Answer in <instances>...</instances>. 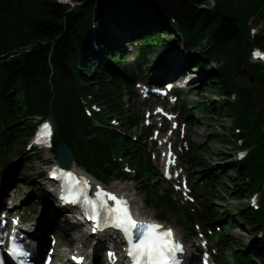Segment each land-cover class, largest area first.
I'll list each match as a JSON object with an SVG mask.
<instances>
[{
  "label": "trees",
  "instance_id": "16d2710c",
  "mask_svg": "<svg viewBox=\"0 0 264 264\" xmlns=\"http://www.w3.org/2000/svg\"><path fill=\"white\" fill-rule=\"evenodd\" d=\"M74 1L75 7L56 0H0V57L5 55L0 58V104L8 108L3 117L7 146L1 167L14 168L15 173L25 170L29 159L12 162L11 154L26 143L34 116L52 115L58 126L54 151L66 143L72 148L76 163L87 171L106 180L121 178L118 165L108 153V148L121 144L119 134L105 132L100 142L80 100L81 95L93 94L96 101L120 116L128 130L136 121L134 114L127 115L122 102L123 88L117 81L119 77H130L131 68L125 64L117 70L124 59L109 42L106 33L114 34L108 30L109 25L122 31L130 26L128 20L134 22L138 33L132 32L131 38L146 40L144 50H156L160 62L173 52L169 41L159 38L160 32L169 35L174 26L185 37L187 49L198 47L209 37L205 49L192 62L204 70L208 61L215 59L222 67L206 74L202 94L197 93V101L186 107L192 125L196 123L194 111L198 110L219 130L209 134L204 143H193L189 156L192 169L206 180L207 215L202 221L206 225L222 224L224 234L220 237L231 248L235 264H264V235L258 238L256 234H264V66L250 60L252 47L264 49V30L252 42L248 24L252 19L264 27V0H215L212 9L202 7L209 0ZM153 37L156 42L151 41ZM93 38L101 53L94 49ZM236 67H247L257 86L252 87L250 81H238ZM209 91L224 96L236 92L239 97L235 102L210 103L205 95ZM255 102L256 108L252 106ZM229 115L233 118L231 126L224 123ZM235 127H242L243 134H235ZM237 139H243L244 147L250 150L246 160L239 164L216 163L219 158L231 159L228 152L239 148ZM213 141L219 143V150H213ZM125 144L147 202L182 215L159 192V186L150 183L155 172L145 161L140 144L130 140ZM232 170L236 175L227 177ZM254 191H262L257 211L244 203ZM34 197L30 195L26 203L37 210ZM231 198L239 203L231 206ZM217 199L226 204L222 214L216 209ZM243 226H248L253 235L248 243L231 234Z\"/></svg>",
  "mask_w": 264,
  "mask_h": 264
},
{
  "label": "rangeland",
  "instance_id": "374dc122",
  "mask_svg": "<svg viewBox=\"0 0 264 264\" xmlns=\"http://www.w3.org/2000/svg\"><path fill=\"white\" fill-rule=\"evenodd\" d=\"M264 23V21H263ZM264 25V24H263ZM261 30L263 32L264 30V27L262 25H257V28L255 29V31H259ZM174 37H172V39H170V44L172 43ZM150 59H153L154 58V54L151 55L149 57ZM154 60V59H153ZM236 60H237V55H236ZM218 62V61H216ZM219 63V62H218ZM155 71V70H153ZM243 71H247L248 73V76H246ZM250 76H253L254 77V81L251 82L250 80ZM198 78V74H191L190 76V79L189 80H193V79H196L195 81H193L191 84H188L187 81H182V80H179L178 83L180 85V87L182 89H185V92H187L189 89H195L196 92L198 93H201V90L200 88H202V82L200 80L197 79ZM236 79L239 81H250L251 82V86L252 87H256L257 84L255 83V76L253 74H251L249 72V69L247 67L245 68H240V67H236ZM204 80V79H203ZM190 95V94H187V96ZM189 100L192 101V102H195L196 99L195 97L193 96V94H191V96H189ZM227 96H224V95H220L218 94L216 91L212 92V91H209L208 95L206 96V99L212 103L214 101H225L227 100ZM256 103L255 102L252 106L254 108H256ZM230 116V115H229ZM231 117V116H230ZM226 117L224 118V123H226L228 126H231L232 124V121H233V118L231 117ZM194 118L198 121L197 122V127H193L191 128V138L193 140H195L196 142H204L207 138V136L209 134H215L217 132H219L218 128L216 125H212L209 124L205 119L201 118V115L199 113V111H196L195 115H194ZM26 146H23L21 148H17L16 152H14L11 156V158L13 160H17L19 159V155L20 153L22 154V157H29V155L33 156L32 157V162L26 166L27 167V171H25L24 175L20 177V179H18V181H15L16 184H13V186L15 187L11 192L10 194L13 195V200H9V202H13L10 206L12 207L11 210L14 212L16 211L17 214H22L23 211L26 209V206L23 202L24 199H26V196L27 194L31 193L29 191V188L30 186L28 185L29 184V181L31 182V178L32 177H35L37 173H41L43 170L46 169L45 165L47 163H53L52 160L54 159V155L52 152H50L51 155H48L49 153L47 152H40V154H35L36 152H33V153H30L27 149H26ZM212 148L213 150H219L220 148V145L219 143H217L216 141H213L212 143ZM228 154L232 157L231 161H236L237 160V149L236 150H230V152H228ZM40 156V157H39ZM217 163H220L221 165L225 164L226 161H222L220 159L216 160ZM44 165V166H42ZM187 166V165H186ZM197 173V172H196ZM13 174V171H9V172H5L4 173H1L0 172V191L2 189V191L4 192V190H7V193L10 191V185L6 183V181L4 180V178H6V176H12ZM236 175V171L235 170H232L229 172V175L228 177H234ZM25 178H27V180H24ZM19 183V184H17ZM41 183H44L42 180H41ZM118 184H123V183H120V181H112L108 187H113L114 185H118ZM125 184V183H124ZM130 184H132L133 186H135V184L133 182H130ZM9 185V186H8ZM15 185H18V186H15ZM44 189V188H43ZM49 190H52L50 187H49ZM199 194L201 195L202 194V191L201 189L198 190ZM177 197L179 198V196L177 195ZM36 200V203H40V207H39V213L37 214V216H33V218L29 219L28 217V220L31 221L32 223H35V222H38L42 219H44V216L46 217H49L50 218V215L52 213V217L55 218V217H61L60 215H57V212H55L54 210V207H51V204L54 205V202L53 200L48 199V201H44V200H40L38 199V197L35 198ZM136 201L138 204H142L144 202V196L142 194H139L137 193V198H136ZM217 204H218V209L220 210V212H223L226 207H225V204L220 201V200H217L216 201ZM250 202L249 198L248 200H244V203L245 204H248ZM239 202L236 201L235 199L231 198L229 199V203L231 206L232 205H237ZM151 214H155L156 211H150ZM29 216V214H28ZM66 220H69L71 222H76V219L71 216L70 217V214H67L66 216ZM55 221L57 222V224H59V228H61V231L59 230L58 233V236L61 238V242L63 244H67L69 245L68 243V240L66 239L67 237V234H65L64 230L66 228L65 225L59 221V220H56ZM170 224L174 227L177 228L179 234L181 236H183L184 238H186L187 241H190L192 243H195L196 242V239H192L190 240L188 238V232H186L183 228H181L180 226H178L180 223H178L176 221V219H171L170 220ZM81 232H82V229L80 230H77V232H74L73 233V236H78V235H81ZM232 234L234 236H236L237 238H240L241 240H244L246 241V243L249 242L250 239H252L253 235L252 234H249V227L248 226H243V230L241 229H238V230H234L232 231ZM226 251V255L227 257L229 258V262L228 264H235L234 263V260L232 259L231 257V250L230 248H228L227 250L225 249ZM103 254V253H102ZM104 256V255H103Z\"/></svg>",
  "mask_w": 264,
  "mask_h": 264
},
{
  "label": "snow or ice",
  "instance_id": "6c2138e0",
  "mask_svg": "<svg viewBox=\"0 0 264 264\" xmlns=\"http://www.w3.org/2000/svg\"><path fill=\"white\" fill-rule=\"evenodd\" d=\"M256 55L264 54L256 53ZM49 129L50 126L44 124L41 136L45 135ZM61 178L64 180L65 192L72 197L70 202L87 205L94 212H99L102 208L112 222L111 226L120 229L128 241L127 254L132 264H174L176 253L183 251V245L175 240L172 229H165L163 225L153 222L138 221L134 218L128 202L123 198L101 189L96 192V198L92 199L87 194V180L78 178L70 172L65 173ZM108 198L114 202L115 206L107 204ZM64 199L65 202H69L67 196ZM136 229L142 230L139 239L132 235ZM8 251L13 256L25 254L22 247L15 241L12 242Z\"/></svg>",
  "mask_w": 264,
  "mask_h": 264
},
{
  "label": "water",
  "instance_id": "95a60500",
  "mask_svg": "<svg viewBox=\"0 0 264 264\" xmlns=\"http://www.w3.org/2000/svg\"><path fill=\"white\" fill-rule=\"evenodd\" d=\"M243 73L248 76L247 71H243ZM251 82L254 81V77L250 76ZM58 155H59V162L60 165L64 168H69L72 165V162H74V155L73 152L70 148L67 147L66 144H63L59 149H58Z\"/></svg>",
  "mask_w": 264,
  "mask_h": 264
},
{
  "label": "bare ground",
  "instance_id": "6f19581e",
  "mask_svg": "<svg viewBox=\"0 0 264 264\" xmlns=\"http://www.w3.org/2000/svg\"><path fill=\"white\" fill-rule=\"evenodd\" d=\"M190 54L189 53H187L186 54V57H188ZM192 70V69H191ZM72 152H73V150H72ZM73 155H74V152H73ZM73 161H75V159L73 160ZM73 163H75V162H72V165H71V167L69 168V169H72V168H74V169H77V166H76V164H73ZM74 175L76 176V177H78L79 178V175H78V173H74ZM129 189H130V186L129 185H124V186H115V187H113V190H115V191H119V192H121V193H127L128 191H129ZM44 218H45V216H44ZM70 223H75V222H70ZM77 236H75L74 238H73V240L76 242V243H80L81 241H84L85 240V236L84 235H78V238H76ZM80 238V241L78 240ZM84 244H85V241H84ZM71 246H73V245H71Z\"/></svg>",
  "mask_w": 264,
  "mask_h": 264
}]
</instances>
